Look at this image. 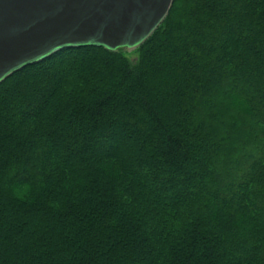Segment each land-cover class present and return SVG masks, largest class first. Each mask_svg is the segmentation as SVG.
<instances>
[{"label": "clouds", "instance_id": "9594fccd", "mask_svg": "<svg viewBox=\"0 0 264 264\" xmlns=\"http://www.w3.org/2000/svg\"><path fill=\"white\" fill-rule=\"evenodd\" d=\"M133 55L0 83V264H264V0H172Z\"/></svg>", "mask_w": 264, "mask_h": 264}, {"label": "water", "instance_id": "95a60500", "mask_svg": "<svg viewBox=\"0 0 264 264\" xmlns=\"http://www.w3.org/2000/svg\"><path fill=\"white\" fill-rule=\"evenodd\" d=\"M172 0H0V83L64 49L132 51Z\"/></svg>", "mask_w": 264, "mask_h": 264}, {"label": "trees", "instance_id": "16d2710c", "mask_svg": "<svg viewBox=\"0 0 264 264\" xmlns=\"http://www.w3.org/2000/svg\"><path fill=\"white\" fill-rule=\"evenodd\" d=\"M147 40L144 42L146 43ZM143 43V44H144ZM143 44L141 46H143ZM72 49H81V48H72ZM104 49V48H102ZM66 49L61 50L60 52L54 54L53 56H51L50 58H47L46 60L36 63V64H43L46 61L51 60L54 56H57L61 53H63ZM111 57L113 58H117V57H129L131 56L133 59V54L129 53L127 51H109L104 49ZM36 64L33 65H29L21 70H19L18 72L14 73L12 76H10L9 78H7L4 82L2 83H6L8 80L13 79L14 77H16L17 75L24 73L26 71L29 70V68L36 66ZM45 103H47V100L45 99L44 101ZM116 104L117 106H119L121 103H124L125 105H130L132 103H134V101H132L130 98L127 101H120L119 98L115 95V94H111V95H106L105 99L102 100H98L96 102V109L95 111H93L92 109H89L90 112H92L93 116L95 117L96 115H100L103 116L105 114V109L112 107L113 104ZM135 103H141L142 107H144L148 112L149 115L152 118L153 121V125H152V131L155 134H158L160 137H163L164 135V125L159 117V115H157L154 110H152L151 108H148L147 102L146 101H135ZM132 114H135V110L133 109ZM124 127L125 129H127L129 127L128 122L125 121L124 123ZM162 144H165V147L162 149L164 151V154L169 158L170 162L173 163H178L179 160L181 158H183V153L181 151L182 148V142L179 138H173L172 136H168V141L164 142L163 140L161 141Z\"/></svg>", "mask_w": 264, "mask_h": 264}, {"label": "rangeland", "instance_id": "374dc122", "mask_svg": "<svg viewBox=\"0 0 264 264\" xmlns=\"http://www.w3.org/2000/svg\"><path fill=\"white\" fill-rule=\"evenodd\" d=\"M133 59H135L134 55H133Z\"/></svg>", "mask_w": 264, "mask_h": 264}]
</instances>
